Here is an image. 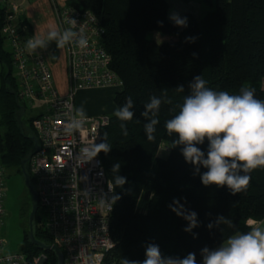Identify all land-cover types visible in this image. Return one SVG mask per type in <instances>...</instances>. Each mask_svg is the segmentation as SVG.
Returning a JSON list of instances; mask_svg holds the SVG:
<instances>
[{"label": "trees", "instance_id": "trees-1", "mask_svg": "<svg viewBox=\"0 0 264 264\" xmlns=\"http://www.w3.org/2000/svg\"><path fill=\"white\" fill-rule=\"evenodd\" d=\"M203 2L214 5V9L201 16L184 12L182 16L189 21L186 28L174 26L168 19L169 0H67L65 4L90 10L99 18L104 28L101 43L112 56V68L124 81L122 89L115 93L114 102L118 108L129 96L134 101L135 116L124 122L128 135L123 134L122 122L114 114L102 131V141L106 134V141L112 147L110 152L100 153L108 176L114 182L111 167L119 162V175L128 181L123 188L115 187L116 195L121 198L110 215L116 246L107 259L119 264L123 257L142 261L144 245L152 242L158 244L165 255L183 257L195 252L199 262L201 248L218 247L236 231H249L245 225L248 218H264V167L252 170L247 191L233 196L227 186H204L180 149H169L171 140L178 137L167 135L165 121L179 112L188 94L187 84L194 76L202 74L207 86L233 94L241 85L255 87L257 98L264 100V91L260 90V82L264 81V0ZM4 19L5 9L0 6V61L7 66L0 87V161L7 173L12 170L22 175V160L34 149L33 139L26 134L35 133L32 120L36 114L26 116L27 109L18 97L11 52L4 46ZM158 21H163V25ZM23 23L27 24L26 35L33 36L28 21L24 19ZM152 31L174 39L160 43L148 38ZM188 36L198 39L195 43H186ZM57 51L53 52L55 58ZM193 53L198 55L193 56ZM179 84L185 85L184 93L176 92ZM153 94L167 97L171 104L161 106L156 139L149 141L144 130L147 120L141 112ZM25 122L30 125V132ZM198 146L206 151L207 140ZM31 178L36 185L32 174ZM174 200L198 214L200 226L193 229L198 238L184 231L188 222L169 207ZM43 212L39 207L36 237L52 243ZM219 215L231 219L235 227L221 225V230H209L208 223H214ZM20 251L30 259L45 253L44 264L58 263L56 253L33 243L28 231Z\"/></svg>", "mask_w": 264, "mask_h": 264}, {"label": "built area", "instance_id": "built-area-1", "mask_svg": "<svg viewBox=\"0 0 264 264\" xmlns=\"http://www.w3.org/2000/svg\"><path fill=\"white\" fill-rule=\"evenodd\" d=\"M29 0H0L5 9L2 34L9 43L13 76L18 82V97L28 107L38 105L32 127L39 149L32 154L29 171L36 178L39 204L44 225L64 254L63 264H119L108 260L115 248L106 196L116 194L100 153L90 155L93 145L102 142V131L111 122V114H86L80 129L66 131L70 117L78 109L81 91L96 87L124 86L123 79L112 68V56L101 43L104 33L99 18L90 10H80L52 2L60 31L83 28L89 43L79 48L74 42L65 45L68 92L56 84L50 61L39 52L29 53L22 9ZM5 166L0 161V264H30L22 251L5 252L3 235L6 216ZM109 182L114 193L109 191ZM102 201H105L102 203ZM46 254L34 257V264H44Z\"/></svg>", "mask_w": 264, "mask_h": 264}, {"label": "clouds", "instance_id": "clouds-1", "mask_svg": "<svg viewBox=\"0 0 264 264\" xmlns=\"http://www.w3.org/2000/svg\"><path fill=\"white\" fill-rule=\"evenodd\" d=\"M168 19L174 26L186 28L188 17L182 16L179 11L171 10ZM163 25V21L157 22ZM73 27L58 30L50 27L46 31L47 41L55 40L57 47L62 49L66 44L75 43L83 49L88 46V39L83 28L73 30L76 20L72 21ZM37 31L25 44L29 53L36 52L37 48H45L46 40L40 38ZM198 37H185L186 43H195ZM193 53V56H197ZM208 82L201 75H196L187 84L188 94L184 96L179 112L165 121L167 135L176 137L171 140L169 149L179 148L186 163L194 167V174L199 175L204 186H227L231 195L247 191L251 182V171L264 167V100L257 98L256 88L241 85L238 92L233 94L227 90L217 91L207 86ZM176 92L184 93L185 85L175 87ZM260 90L264 91V81L260 82ZM163 104H171L165 96L153 94L149 102L143 106L141 116L147 120L144 130L149 141H155L157 125L160 123L159 114ZM134 101L131 96L125 103L118 107L114 115L122 122L120 124L123 134L128 135L124 122L133 120L135 116ZM87 119L85 109L81 106L75 109L70 117L66 131L80 129ZM207 140L206 151L198 145H204ZM112 147L105 138L102 142L86 150L90 155L101 152L108 153ZM206 171H201V169ZM121 164L114 163L111 172L114 173V186L121 187L128 183L127 178L119 175ZM112 182H109V191L114 193ZM119 195L106 196V206L109 210L120 199ZM105 201H102L104 203ZM169 207L182 216L188 223L185 232L191 233L193 238L198 234L193 229L200 226L198 214L195 211L184 209L178 200H174ZM227 225L234 228L232 220L217 216L214 223H208L209 230ZM245 225L247 232L236 231L220 246L210 248L205 246L200 249V261L195 252H188L185 256L165 255L160 246L155 242L147 243L145 258L132 260L123 257L120 264H264V221L248 218Z\"/></svg>", "mask_w": 264, "mask_h": 264}, {"label": "rangeland", "instance_id": "rangeland-1", "mask_svg": "<svg viewBox=\"0 0 264 264\" xmlns=\"http://www.w3.org/2000/svg\"><path fill=\"white\" fill-rule=\"evenodd\" d=\"M170 11H179L182 15L184 12L191 11L197 16H201L204 13L213 10L214 5H209L203 2V0H169ZM148 38L155 39L162 43L174 39L171 35H166L158 31H152L148 33ZM4 46L6 50H10L9 43L5 40ZM5 71L7 66L5 64ZM67 71V69H66ZM67 73V72H66ZM112 87H96L83 91L84 96H81L79 107L83 106L87 110H97L101 107L104 108L106 113L114 114L117 106L114 99L105 98L103 91L110 93ZM38 105L28 107L26 110V116L38 112ZM1 114V111H0ZM25 128L30 132V125L25 122ZM166 150V148H163ZM164 150L161 149L160 153ZM6 216L4 219L3 235L7 241L5 246V252L19 251L22 243L25 239L26 232L28 231V217L31 210V193L25 186L23 177L20 174H15L12 170L8 171L6 176ZM42 254V253H41ZM38 256V255H37ZM35 257V256H34ZM34 257L29 258V263L34 264Z\"/></svg>", "mask_w": 264, "mask_h": 264}, {"label": "crops", "instance_id": "crops-1", "mask_svg": "<svg viewBox=\"0 0 264 264\" xmlns=\"http://www.w3.org/2000/svg\"><path fill=\"white\" fill-rule=\"evenodd\" d=\"M57 4L60 6H64L67 2V0H56ZM22 13L24 15V19L28 21V23L31 25L33 29V34L39 30L37 34L40 35V38L46 40L47 46L45 48H37L36 51H39L43 53L46 58L50 61L53 71H54V76L56 79V84L60 91L62 93H67L68 92V76H67V71H66V51L65 47L62 49H59L57 47V42L55 40L53 41H47V35L46 31L50 27H55L59 30L58 23H57V18L54 10V6L51 0H30L27 3L24 4ZM57 49V58L54 57L53 52L54 50ZM5 72V68L3 63L0 61V87L2 85V80H3V73ZM122 88H115L112 87L110 93H108L106 90L103 91L106 94H104L105 98L109 99H114L115 93ZM89 90V89H87ZM85 91V90H83ZM83 91H81L78 95V108L79 107V101L81 99V96H84ZM101 112H105L104 108L101 107L97 110H87L85 109L86 114H98ZM0 119H1V114H0ZM259 221H264V218H262ZM220 246V245H219Z\"/></svg>", "mask_w": 264, "mask_h": 264}, {"label": "water", "instance_id": "water-1", "mask_svg": "<svg viewBox=\"0 0 264 264\" xmlns=\"http://www.w3.org/2000/svg\"><path fill=\"white\" fill-rule=\"evenodd\" d=\"M22 129L24 131L23 127H22ZM26 136L33 139V141H34L33 151L26 158H24L22 160L23 181H24L25 186L29 189L31 196H32L31 210H30V214L28 217V224H29L28 236H29V239L33 243L38 245L41 249L54 251L57 255V258H58L57 264H63L64 254H63L62 249L58 245H55L53 243H46L45 241H42L36 237V233H35V231H36V218H37V213H38V210L40 207L39 194H38L36 185L32 182V178H31V174L29 171L28 164H29V161L32 157V154L39 149L40 145H39L38 137L35 133H27Z\"/></svg>", "mask_w": 264, "mask_h": 264}]
</instances>
